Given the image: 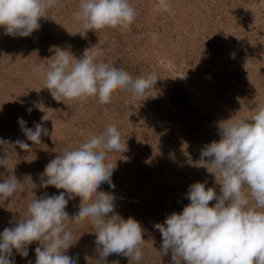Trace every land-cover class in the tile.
I'll use <instances>...</instances> for the list:
<instances>
[{"label":"rangeland","instance_id":"rangeland-1","mask_svg":"<svg viewBox=\"0 0 264 264\" xmlns=\"http://www.w3.org/2000/svg\"><path fill=\"white\" fill-rule=\"evenodd\" d=\"M129 3L137 16L127 28L84 29L74 18L80 0H57L29 37L5 35L0 28V138L32 144L18 118L27 127L43 123L49 131L32 151L17 147L8 169L0 167V180L14 175L21 184L0 204V232L25 218L34 195L63 191L40 186L50 160L115 126L127 150L108 153L106 162L116 166L115 188L104 183L100 190L114 193L119 215L140 222L145 242L139 264H170V254L159 252L162 237L154 224L182 211L195 182H206L219 194V172L197 166L201 149L220 139L219 122L250 117L264 106V0H169L171 12L160 10L158 0ZM57 47L76 58L88 49L97 63L134 78L155 73L159 79L142 97L117 90L103 105L98 97L56 102L32 68L50 64ZM168 62L174 70L165 67ZM79 204V197L69 200L70 217ZM67 225L76 243L65 254L77 264H96L94 226L87 219ZM37 246H29L27 257L14 252L15 264H35ZM107 259L137 264L116 254Z\"/></svg>","mask_w":264,"mask_h":264},{"label":"clouds","instance_id":"clouds-1","mask_svg":"<svg viewBox=\"0 0 264 264\" xmlns=\"http://www.w3.org/2000/svg\"><path fill=\"white\" fill-rule=\"evenodd\" d=\"M56 4L57 0H0V28L5 35L29 37L40 29L39 21ZM158 8L171 12L169 0H158ZM136 16L129 0H80L79 10L74 13L86 30L127 28ZM165 67L174 70L171 62ZM32 71L42 77L41 89L63 103L98 97L100 104H108L117 90L142 97L159 79L155 73L134 78L123 69L97 63L88 49L76 58L59 47L50 64L34 65ZM18 123L32 144L0 138V167L5 169L17 155V147L30 152L42 144V136L49 135L43 123L27 127L23 118H18ZM217 128L220 139L201 149L197 166L208 165V172H219V194L214 188H206V182H195L188 187L185 195L189 203L182 211H173L162 223L154 224L162 237L159 252L170 254V264H264V106L250 117L221 121ZM126 150L118 129L109 126L78 148L50 160L41 174L40 186L63 191L58 195H34L25 218L0 232V264H15L14 252L27 257L34 242L38 245L35 264H77L76 257L65 254L76 243L67 222L80 224L85 219L95 228L96 264H108L107 258L113 254L139 264L145 242L140 222L119 215L114 193L100 190L104 183L115 188L111 178L116 166L106 162L108 153ZM20 187L14 175L0 180V204ZM76 197L80 198L79 210L70 217L66 207Z\"/></svg>","mask_w":264,"mask_h":264}]
</instances>
